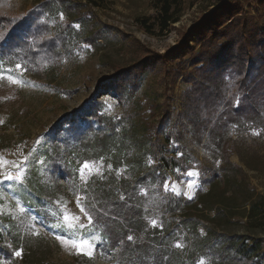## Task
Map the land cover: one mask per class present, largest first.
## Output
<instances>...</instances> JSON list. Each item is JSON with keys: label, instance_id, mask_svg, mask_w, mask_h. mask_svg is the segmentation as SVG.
Listing matches in <instances>:
<instances>
[{"label": "rangeland", "instance_id": "obj_1", "mask_svg": "<svg viewBox=\"0 0 264 264\" xmlns=\"http://www.w3.org/2000/svg\"><path fill=\"white\" fill-rule=\"evenodd\" d=\"M40 1L12 0L0 11L25 16ZM69 1L73 9L68 16L63 11L58 19L54 15L47 19L53 31L58 25L77 29L69 51H62L57 60L44 55L28 63L18 57L14 66L0 60V242L8 241V235L21 234L22 248L17 251L22 256L26 249L38 264H78V258L83 260L84 255L91 261L83 264H117L115 257L103 248L100 231L89 221L88 213L81 210L85 207L80 182L92 175L113 182L122 177L137 180L144 208L155 221L164 215L172 218V208L178 205L172 194L193 198L202 187V173H210L223 157L243 165L252 185L258 191L264 190V170L248 168L236 152V147L246 151L250 146L251 150L264 153L263 133H239L233 128L231 151L225 155L208 134L198 143L184 116V94L192 87L193 78L201 74L195 65L198 52L205 50L199 38L210 35L208 27H203L200 34L195 26L222 0H186L180 21L163 34L150 33L140 23L142 18L155 14L154 0ZM239 3L241 12L235 14L234 20L252 19L261 25L260 34L264 33V7L260 1ZM72 13L79 21H74ZM11 28V24L0 22V54L2 46L9 43L4 36ZM90 33H101L94 36L97 42H83L82 38ZM184 37L188 43L180 46ZM176 45L180 47L174 55L163 57ZM247 49L253 53L251 46ZM17 64L22 67L17 69ZM135 64L140 67L135 68ZM123 68H129L126 74L135 73L139 82L134 96L127 94L125 98L131 99L125 103L114 92V84L124 78ZM9 76L18 82L13 83ZM131 76H126L128 83H132ZM222 86L218 83L216 88ZM230 89L229 93L236 91V87ZM95 109L120 119L122 124L118 127L119 135L107 149H90L87 156L83 155L87 159L76 160V187L61 174L65 166L62 160L82 138L108 131L93 120ZM178 131L183 132V137ZM85 162L90 167L82 173ZM160 171L166 174L167 190L159 188ZM7 175L15 178L5 179ZM213 188L217 191L219 186ZM181 206L189 205L182 201ZM184 211L176 207L174 227L179 226L180 213ZM201 219L210 225L207 219ZM218 229L230 236L238 235L246 255L250 254L253 261L261 258L257 262L264 264V234L252 233L257 236L255 242L243 235L247 233L243 224ZM57 236L65 241L87 240L90 255L78 253ZM256 245L259 247H251ZM208 257H202L197 264H215ZM0 264L10 263L2 256Z\"/></svg>", "mask_w": 264, "mask_h": 264}, {"label": "trees", "instance_id": "obj_2", "mask_svg": "<svg viewBox=\"0 0 264 264\" xmlns=\"http://www.w3.org/2000/svg\"><path fill=\"white\" fill-rule=\"evenodd\" d=\"M259 1L264 7V0ZM11 2L12 0H0V7L8 6ZM70 3L69 0H42L25 16L0 11V22L12 25L4 36L9 43L2 46L0 60L3 64L14 66L18 57L28 63L35 62L44 55L49 60H57L62 51H69L77 29L58 25L53 31L48 20L53 15L57 18L63 11L66 12L64 16H68L73 9ZM185 3L186 0H154L155 14L142 18L140 23L150 33H167L180 21ZM239 5V0H222L205 13L195 26L200 34L203 27H208L210 35L206 39L199 38L200 45L205 50L203 53L198 52L199 60L195 65L201 74L193 78L192 87L184 94V116L191 124L197 142L201 143L205 134H208L209 140L225 155L231 151L233 128L239 133L257 130L264 134V33L260 34L261 25L252 19L242 18L240 21V17L236 20L238 22L234 20L235 14L241 12ZM71 15L74 16L73 13ZM74 18V21H79L75 16ZM99 35L101 33H90L82 40L86 43L97 42L94 36ZM222 38L227 39L221 43L219 40ZM187 43V38L184 37L180 46ZM180 46L169 49L163 57L174 55ZM248 46L252 47L253 53L248 51ZM137 65L135 64V68L140 67ZM128 69H121L124 78L116 80L114 84V92L123 103L131 99L125 98L126 95L134 96L139 87L138 80L134 78L135 73L126 74ZM130 75L132 83L127 80ZM218 83L223 85L219 89L216 88ZM258 86L261 87L260 90ZM230 87H236V91L229 93ZM82 108L83 106L79 111ZM164 116L167 118L168 114ZM92 118L108 131L85 140L82 138L81 143L71 148L62 160L65 166L61 174L73 181L76 187L79 165L76 160L87 159L83 155L87 156L90 149H107L119 135L118 127L122 124L120 119L96 109L92 112ZM177 133L183 137V132ZM236 152L248 168L264 170V153L251 150L250 146L246 151L242 147H236ZM163 159L170 164L167 158ZM222 160L210 173H202V187L193 198L185 199L172 194L178 204L172 208L173 217L164 215L159 221L153 220L145 210L137 180L122 177L113 182L99 175H92L85 182L79 181L84 207L92 218L93 226L101 233L106 252L115 257L117 264H197L202 257L208 256L215 264H263L260 263L261 258L257 262L258 260L253 261L250 254L246 255L238 235H227L224 230L219 232L218 228L225 229L240 223L247 232L243 235L255 242L256 233L264 234V190L258 191L252 185L243 165L236 164L227 157ZM159 176V188L163 189L167 177L162 171ZM208 185L210 187L207 189ZM214 185L219 186L217 191L214 190ZM25 201H28L27 197ZM182 201L189 206H181ZM29 203L32 205V202ZM176 207L185 210L180 213L182 217L177 228L173 225L177 220ZM202 217L210 225L205 224ZM152 221L156 222L155 226ZM252 233L255 235L252 236ZM130 236L131 240L128 239ZM8 237V241L0 242V259L5 256L10 264H38L26 249L22 256L15 254L22 248L21 234ZM178 244L181 246L177 247ZM251 247L257 248L259 245ZM82 257L83 260L78 258V264L91 261L85 255Z\"/></svg>", "mask_w": 264, "mask_h": 264}, {"label": "snow or ice", "instance_id": "obj_3", "mask_svg": "<svg viewBox=\"0 0 264 264\" xmlns=\"http://www.w3.org/2000/svg\"><path fill=\"white\" fill-rule=\"evenodd\" d=\"M62 15V14H61ZM22 66L20 64H17L16 65V68L17 69H20ZM8 79L10 81H12L13 83H17L18 81L14 80L12 76H9ZM109 107H111V105H109ZM17 167H20V165H17ZM90 167L89 163L88 162H85L82 167H81V172L83 173L84 169H88ZM191 174V173H190ZM15 177L11 176V175H7L5 176V179H8V180H11V179H14ZM82 179H83V175H82ZM165 190L168 189V185L165 184ZM82 211H85L86 212V209H81ZM88 219L89 221H91V216L89 215L88 216ZM153 225L155 226L156 222L155 221H152ZM57 239L61 240L62 242L64 243H67V244H70L71 247L75 248L77 250L78 253L80 252H83L84 254H87V255H90V252L88 251V249L91 247V245L89 244V242L87 240H82V241H76V240H70V241H65L63 237L61 236H57L56 237ZM129 240L132 239V237H128ZM181 245H177V247H180ZM17 256H20L21 255V252L20 251H17L15 253ZM200 264H204L203 261L200 262Z\"/></svg>", "mask_w": 264, "mask_h": 264}]
</instances>
